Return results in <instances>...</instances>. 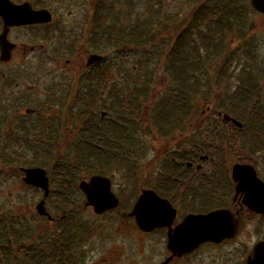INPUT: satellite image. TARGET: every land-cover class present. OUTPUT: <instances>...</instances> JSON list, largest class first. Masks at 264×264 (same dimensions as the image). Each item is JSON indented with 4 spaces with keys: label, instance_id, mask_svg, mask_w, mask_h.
<instances>
[{
    "label": "flooded vegetation",
    "instance_id": "af4514ba",
    "mask_svg": "<svg viewBox=\"0 0 264 264\" xmlns=\"http://www.w3.org/2000/svg\"><path fill=\"white\" fill-rule=\"evenodd\" d=\"M8 1L28 4L34 11L40 7L37 0ZM101 1H93V13L84 23L94 37L93 47L105 45L106 36L121 38L119 27L99 14ZM44 5L41 8L49 6ZM53 21L6 31L11 49L8 59H0V103L12 104L17 116L3 126L2 147L14 144L22 149L26 119L33 117L37 122L41 113L37 105L35 113H26V91L19 84H37V65L45 52L40 32ZM74 31H67L71 41L78 37ZM3 32L0 17V37ZM242 44L248 51L241 56L243 64L237 66L241 69L238 81L202 84L187 75L193 69L190 66L186 74L181 70L178 82L156 91L153 84L128 88L112 82L106 86L103 49L80 57L79 64L65 74L74 79L66 83L72 84L71 108L77 109L74 101L83 99V113H73L72 124L71 117L62 115L47 119L52 120L49 132L56 139L60 132L82 137L85 175L77 180V176L59 173L52 178L47 173L48 195L37 189V205L43 202L46 215L33 212V237L31 231L28 239L25 232H19L17 246L8 219L0 220V262L5 264L16 254L18 264H251L256 259V264H264V60L257 62L253 38ZM82 46L68 50L76 54L73 58ZM92 55L101 60L86 66ZM65 62L67 66L71 63ZM228 63L227 59L221 65L225 73L234 70L233 63ZM141 132L157 136L156 155L145 165L126 148L129 142L130 149L144 147V139H138ZM61 145L57 140V146ZM93 177L101 180L92 184ZM83 182L86 194L80 191ZM103 193L112 200L100 201V208L108 209L97 213L89 195ZM142 195L145 200L138 208ZM212 213L225 218L222 235L218 241L201 243L196 226L188 223ZM176 239L179 249L172 251ZM208 248L212 253H203Z\"/></svg>",
    "mask_w": 264,
    "mask_h": 264
},
{
    "label": "rangeland",
    "instance_id": "374dc122",
    "mask_svg": "<svg viewBox=\"0 0 264 264\" xmlns=\"http://www.w3.org/2000/svg\"><path fill=\"white\" fill-rule=\"evenodd\" d=\"M93 1L95 0H37V5H40L37 10L50 12L54 21L51 26L43 28L40 32L45 52L40 66L37 65V84L19 86L24 87L26 91L24 108L35 109L37 105V110L42 108L41 113L37 115V122L33 117L26 119L25 129L28 128V131L24 130L22 134L21 140L25 143L22 149L14 144L2 147L0 142V220L8 219L10 236L16 246L19 232H25L28 239L31 231V238L33 237L32 214L39 196L37 189L22 182V170L42 168L52 178L56 177L57 173L64 172L63 177L77 176V180L85 175L82 169H73L77 174L69 175L66 172L68 168L65 170L57 163L62 160L68 162V166L72 168L82 166L83 160L76 158L78 153H74L71 147L82 144V137L76 133L68 137L60 132L58 139L54 135L53 138L60 142L68 143L69 140V146L58 148L51 141L50 145L37 143V149L33 145L37 140L49 141L50 136H45L47 133L43 135L44 132H49L48 127L44 131L41 130V125L44 124H50L47 126L52 128V120L47 119L48 117H71L69 120L72 124V119L76 118L74 116L83 113L76 100L74 102L77 109L71 108L72 103L69 102L72 84L66 83L73 82L74 79L65 74V71L72 70L74 64H79L80 57L84 59L88 54L103 49L100 53L104 55L101 63L105 69L103 75L106 86L112 82L126 85L128 88L132 87V84H153V91L162 90L166 84L179 81L175 80L170 72L172 55H177L178 61L175 62L180 64V71L186 74L191 66L193 69H190L187 75L202 84H209L211 81H238L241 69L237 66L243 64L245 58L241 56L248 51L245 50V44H242L246 39L253 38L257 43L256 47L254 46V53L258 55L257 62L264 60V16L252 10L250 0H97L103 2L98 9L99 14L103 15L109 24H116L121 30V36H128L130 33L129 37H121L120 40L114 35L103 37L105 45L100 44L98 47H93L94 37H90L92 32H87L84 25L87 16L93 13ZM44 4L49 6L41 8ZM220 10L229 14L224 21L219 19ZM219 25L224 26L221 31ZM59 28H62L60 33L56 32ZM72 29L75 30L73 36L80 35L81 38L76 37L75 41H71L67 31ZM177 39L182 40V53H174L173 46ZM80 45L83 46L79 49V56L73 58L76 54L69 53L68 50L77 51ZM227 59L229 63H233L234 70L231 71L230 68L225 73L221 65L225 64ZM66 60L71 61L69 66L66 65ZM262 79L264 80V77ZM122 94L125 96L128 93ZM154 101L155 99H150L149 102ZM73 113L75 115L72 117ZM16 116L12 104L0 103V138L3 126L15 120ZM109 117L111 119L113 116ZM36 124L37 133L34 134ZM141 133L144 138L139 136L138 139H144V147L137 145L135 149L134 145L130 149L132 142H129L126 148L145 165L156 155L153 147L156 146L157 136L147 132ZM148 146L151 149H146ZM129 154L126 152L127 157ZM210 252L212 253L210 248L203 250V253ZM17 262H20L19 255L14 254L4 263L18 264Z\"/></svg>",
    "mask_w": 264,
    "mask_h": 264
},
{
    "label": "water",
    "instance_id": "95a60500",
    "mask_svg": "<svg viewBox=\"0 0 264 264\" xmlns=\"http://www.w3.org/2000/svg\"><path fill=\"white\" fill-rule=\"evenodd\" d=\"M251 8L258 14L264 16V0H250ZM0 17L4 22V32L0 37V53H1V61H5L10 57V49L11 45L6 41L5 35L7 29L13 26H24V25H33V24H48L51 22L52 17L50 13L46 10L34 11L30 8L28 4L23 5H13L8 0H0ZM8 52V54L6 53ZM100 58L97 56H90L87 60L86 66H90L93 63L97 62ZM27 114H32L33 110H26ZM24 177L23 182L35 189H41L45 192V196L48 195V178L46 177V173L41 169H26L22 170ZM101 179L99 177L92 178V184H96ZM85 183H81L80 191L86 194ZM104 192V191H103ZM145 194V193H144ZM109 201L112 200V197L107 195L106 193L99 195H89L90 205L94 208L95 212H103L107 208H100L98 205L100 201ZM145 200V196L142 195L138 200V208L142 201ZM116 205V202L111 206L113 208ZM110 209V208H109ZM36 211L39 215H46L45 209L43 207V202L39 203L36 206ZM146 214V212H143ZM225 218L220 213H212L206 216H198L194 219H191L188 224H193L196 226L198 232L200 233L201 243L208 241H218L219 235H222L221 226L224 224ZM143 225L146 226L144 222ZM142 228V226L139 224ZM171 250L174 251L179 249L177 245V239L174 240L171 244ZM257 254V252L255 253ZM258 256V255H257ZM259 259L251 261V264H256ZM250 264V263H248Z\"/></svg>",
    "mask_w": 264,
    "mask_h": 264
},
{
    "label": "trees",
    "instance_id": "16d2710c",
    "mask_svg": "<svg viewBox=\"0 0 264 264\" xmlns=\"http://www.w3.org/2000/svg\"><path fill=\"white\" fill-rule=\"evenodd\" d=\"M229 14L227 13V12H225V11H222V10H220L219 11V19H220V21H221V19H222V21H224L225 20V18H227V16H228ZM224 26H220L219 25V30L221 31L222 30V28H223ZM142 31V30H141ZM219 31V32H220ZM122 38H124V35L122 36ZM182 40L181 39H177V41L174 43V46H173V48H174V53H182ZM175 61H178V58H177V55H172L171 56V65H170V69H171V74H172V76H173V78L175 79V80H179V77H180V73H181V71H180V69H178V65H179V67H180V64L178 63V65H177V63L175 62ZM81 101V99H79V102ZM46 127V125L44 124V125H41V130L42 131H44V129H45V127ZM26 131H28V128L27 129H25ZM45 133H47L45 136H49L50 135V133H48V132H44L43 133V135L45 134ZM49 138V137H48ZM34 145V144H33ZM79 144H75L74 146L75 147H73V152L75 153V152H77L78 153V155H76V158L78 159V160H83V158H84V150H83V146H82V144H81V146H78ZM34 147H35V145H34ZM77 148V149H76ZM52 160H53V158H52ZM57 163H60V165H61V168H63V169H65L66 170V168H68L67 170H66V172L67 173H69V175L70 174H72L73 176H75L76 174H77V172L75 173L74 172V170L73 169H82L83 170V166H75V168H72L71 166H68V162H66V161H60V162H57ZM70 169H72V170H70ZM61 175H64L65 173L64 172H59ZM59 173H57L56 174V176H58V175H60Z\"/></svg>",
    "mask_w": 264,
    "mask_h": 264
}]
</instances>
